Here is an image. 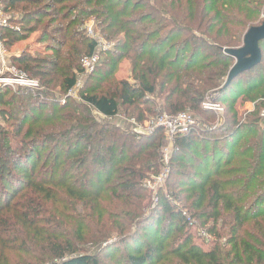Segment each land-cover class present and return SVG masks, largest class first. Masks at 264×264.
<instances>
[{"label": "trees", "instance_id": "obj_1", "mask_svg": "<svg viewBox=\"0 0 264 264\" xmlns=\"http://www.w3.org/2000/svg\"><path fill=\"white\" fill-rule=\"evenodd\" d=\"M15 9L22 26L3 30L5 46L35 32L48 46L9 62L45 89L75 86L81 57L97 46L79 29L87 14L114 43L80 103L0 89L10 122L0 125V264H264V40L260 63L225 84L235 63L225 50L262 23L264 0L3 2ZM123 59L133 82L115 76ZM152 95L170 114L207 99L228 107L221 137L193 129L174 138L170 175L146 211L142 181L157 168L161 127L127 133L91 108L110 119L124 106L142 121ZM235 95L254 102L243 122L231 111Z\"/></svg>", "mask_w": 264, "mask_h": 264}, {"label": "rangeland", "instance_id": "obj_2", "mask_svg": "<svg viewBox=\"0 0 264 264\" xmlns=\"http://www.w3.org/2000/svg\"><path fill=\"white\" fill-rule=\"evenodd\" d=\"M5 12V11H4ZM5 15L10 17L12 20L11 23V28H15L17 31L20 32L21 28V23L18 22L17 20L20 18L19 17V11L18 10H12V11H7L5 12ZM99 20L96 18L94 15H86V17L83 20V23L81 27L79 28L82 32L86 34L88 38H93L97 42V46L93 53H98L99 54V63L103 61V53L106 52L107 50L111 49L113 46V41H107L106 39L103 38V34L101 33V29L99 26ZM92 29V33L89 34L88 27ZM37 32L31 33L26 39H23L16 44H14L11 48H7L9 52H18V54L23 53V51H30L32 53H37L38 51L46 53L47 46L46 43H38L35 41V36ZM50 51H47L49 53ZM88 55V54H85ZM84 55V56H85ZM83 57V56H82ZM81 57V58H82ZM10 66L13 68V73L12 76L15 77V74L17 73V70L15 69V66L10 63ZM95 68V67H94ZM89 73L83 72L81 69L76 71V84L75 86L68 90V91H60L58 88L55 89H45L43 84L38 78H32L36 82V86H21L18 84H1L0 89L1 90H6L4 92H9L7 95L10 94V92H15V91H30L32 94L34 91L40 92L41 96L43 97H48L50 100H56L58 104H65L66 100L68 97L71 98V100L80 103L81 101V96L80 94L82 93V89L84 87L86 77ZM115 76L118 79H125L130 82H133L131 74H130V66L128 63L127 59L121 60V62L118 63L116 66L115 70ZM39 93V94H40ZM253 94V93H252ZM250 94V95H252ZM150 100L155 102V105L150 106V105H143L146 110L147 108H150L152 111H146L144 120L138 121L135 119V116L130 115V112L126 107H120L119 112L116 116L110 119H105L100 113H98L96 110L91 108V113L94 115V117L97 119L99 122H104V121H109L115 126H117L121 131L127 132V133H144V134H151L155 132V120L159 118L160 116H164L166 114L172 115L170 113L165 112L159 105L158 99L156 96H150ZM219 104V109L218 110H212L211 108H208V103L203 101L201 102L200 110L196 111H191V110H183L185 112H189L191 116L193 117V120L196 122V128L195 130L199 134H205L206 131H210V134H213L215 137L217 136L218 138L221 137V132L219 133V130L222 126V121L224 120L225 112H226V107H228L227 103H222L219 101H214ZM157 103V104H156ZM3 107V106H2ZM254 109V102H252L249 99V96L247 98L241 96V95H235L234 99V106L232 108V112H236L237 114V119L240 122H243L246 120L248 113ZM180 111V112H183ZM229 111V112H231ZM262 112H264V109H261L260 116H262ZM134 122H137L139 124V127L141 129V132L139 128L134 130V126L137 127ZM152 122V123H151ZM9 120L7 117L4 118V116H0V125L2 127H8L9 126ZM148 123V124H147ZM153 126L155 129L152 132H147V130L144 129L145 126ZM161 131L158 134L157 137H162L161 145L159 147V153H158V158H157V168L155 171L150 170L146 174L144 180L142 181V186L145 188L147 192V198L143 202V205L145 207V210L148 211L151 207L156 206L157 202L154 201L155 195L153 193V190L150 189L149 184L151 186H154L158 181V177L160 174H166L164 179L157 183L154 187V190L158 193V191L162 190L165 188V183L166 180L168 179L170 172H171V166L169 164V157L171 155V152L173 150V141L174 139H171L170 136H168V133L164 127L161 125ZM167 171V173H166ZM188 215H190L189 211H186ZM191 216V215H190ZM192 217V216H191ZM208 236V234H207ZM202 238L198 237V241L203 242L204 244H207L208 242H204L201 240ZM107 262V261H104Z\"/></svg>", "mask_w": 264, "mask_h": 264}, {"label": "built area", "instance_id": "obj_3", "mask_svg": "<svg viewBox=\"0 0 264 264\" xmlns=\"http://www.w3.org/2000/svg\"><path fill=\"white\" fill-rule=\"evenodd\" d=\"M5 0H0V85L1 84H18L21 86H36V82L30 78H25L23 76H19L15 74V77L12 76L13 68L10 66V54L7 50V47L5 46L4 40H3V30L6 27H10V21L9 17L5 15V12L3 10V2ZM89 34L92 33V29L90 26L88 27ZM99 61V54L98 53H92L89 55H85L80 59V65L85 73H90L95 65ZM205 102L208 103V108H211L212 110H218L219 104L214 102L213 100H205ZM262 116L264 117V112H262ZM152 123V122H151ZM155 128L159 127L160 125L164 127L168 133V136H170L171 139H174L176 136L179 135H185L189 133L191 130L196 128V122L193 120V117L189 112H178L176 114L172 115H164L160 116L155 120ZM137 127L134 126V130L137 131L139 128L140 132L141 129L139 127V124L137 122H134ZM148 124V123H147ZM153 126H145L144 129L147 130V132H152L155 129ZM167 173V171H166ZM166 174L163 173L159 175L158 181L161 182ZM157 182V183H159ZM156 183V184H157ZM155 184V185H156ZM154 186H151L149 184V187L151 190H153V193L155 195V200L157 202V192L154 190ZM183 215L186 218L187 224L190 227H194L196 225V220L187 214V212H183ZM197 236L200 238H203L204 240L208 241L209 236H207V233L203 229H198Z\"/></svg>", "mask_w": 264, "mask_h": 264}, {"label": "water", "instance_id": "obj_4", "mask_svg": "<svg viewBox=\"0 0 264 264\" xmlns=\"http://www.w3.org/2000/svg\"><path fill=\"white\" fill-rule=\"evenodd\" d=\"M264 40V20L260 25L250 27L243 36L242 45L238 48L226 49V54L235 59L225 84H229L240 73L251 69L261 61L259 42Z\"/></svg>", "mask_w": 264, "mask_h": 264}, {"label": "crops", "instance_id": "obj_5", "mask_svg": "<svg viewBox=\"0 0 264 264\" xmlns=\"http://www.w3.org/2000/svg\"><path fill=\"white\" fill-rule=\"evenodd\" d=\"M8 50V49H7ZM9 51V50H8ZM9 54L12 56V55H18V52H15V53H13V52H9ZM10 56V57H11Z\"/></svg>", "mask_w": 264, "mask_h": 264}]
</instances>
